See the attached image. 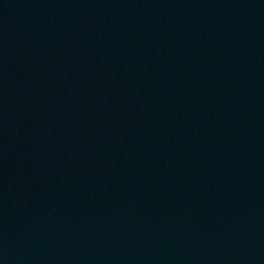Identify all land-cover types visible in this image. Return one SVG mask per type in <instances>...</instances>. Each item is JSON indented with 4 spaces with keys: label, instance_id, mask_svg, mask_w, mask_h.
Masks as SVG:
<instances>
[{
    "label": "water",
    "instance_id": "1",
    "mask_svg": "<svg viewBox=\"0 0 264 264\" xmlns=\"http://www.w3.org/2000/svg\"><path fill=\"white\" fill-rule=\"evenodd\" d=\"M0 264H264V0H0Z\"/></svg>",
    "mask_w": 264,
    "mask_h": 264
}]
</instances>
